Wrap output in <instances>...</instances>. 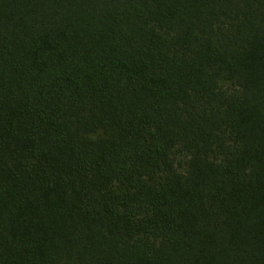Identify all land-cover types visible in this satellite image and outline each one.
<instances>
[{"label":"trees","instance_id":"1","mask_svg":"<svg viewBox=\"0 0 264 264\" xmlns=\"http://www.w3.org/2000/svg\"><path fill=\"white\" fill-rule=\"evenodd\" d=\"M0 264H264V0H0Z\"/></svg>","mask_w":264,"mask_h":264}]
</instances>
